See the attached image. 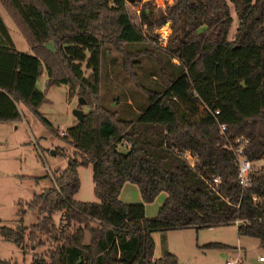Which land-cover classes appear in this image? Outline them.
Instances as JSON below:
<instances>
[{"label":"trees","instance_id":"trees-1","mask_svg":"<svg viewBox=\"0 0 264 264\" xmlns=\"http://www.w3.org/2000/svg\"><path fill=\"white\" fill-rule=\"evenodd\" d=\"M138 3L136 24L127 4ZM0 4L31 51L14 48L0 17V123L19 122L22 107L56 135L38 113L46 103V88H36L41 66L46 87L64 85L88 108L60 137L73 150L65 169L56 171L52 188L24 205L38 215L36 223L0 226L3 241L21 250L47 244L29 264H178L162 236L153 259L152 233L233 225L238 237L257 241L264 264V165L254 167L242 188L229 151L243 140L246 160L264 158V0H172L163 9L152 0ZM165 23L166 41L156 45L154 30ZM107 51L119 58L109 57L113 68L144 103L121 97L123 104L116 97L113 106L106 103L99 85ZM87 166L98 203L73 200L77 168ZM125 183L136 187L141 204L118 200ZM161 193L156 214L145 217L143 205ZM54 212H61L58 226ZM23 214L19 204V223Z\"/></svg>","mask_w":264,"mask_h":264},{"label":"rangeland","instance_id":"rangeland-1","mask_svg":"<svg viewBox=\"0 0 264 264\" xmlns=\"http://www.w3.org/2000/svg\"><path fill=\"white\" fill-rule=\"evenodd\" d=\"M172 0H152V5L156 9H163ZM136 5L127 4V11L132 21L137 24ZM230 15L233 11L230 7ZM0 17L6 26L10 39L17 51L31 53L29 46L17 30L13 21L0 4ZM233 20L227 38L230 39L235 28ZM156 45L163 46L169 33L168 23L155 28ZM51 48V43L47 44ZM116 56L115 53L107 51L105 62L107 67L101 71L100 94L105 96L106 103H111L115 97L119 99L118 104H123L120 97L135 106L136 103L144 100L140 95L131 90V85L124 80L118 69L109 59ZM117 61L119 58L116 56ZM115 62V61H114ZM105 66V65H104ZM84 76L88 71L82 66ZM107 75H106V74ZM43 66L40 67V76L36 81V88L45 90L46 103L38 108V113L46 120L55 131L43 126L40 121L29 111L20 107L22 118L16 123H0V226L15 228L17 225L29 227L36 223L38 215L34 211L26 210L25 203H28L33 196L53 187L52 177L56 171L65 169L68 158L72 155V148L60 139L75 121L71 113L74 109H79L86 113L88 108L85 104L79 103L75 95H67V88L64 85L52 84L47 86ZM134 94V95H132ZM83 101V100H82ZM118 105V106H119ZM110 106H113L110 105ZM119 147L118 151L124 153L126 149ZM262 162L253 163L254 167L264 165ZM79 188L73 197L76 202L98 203L93 195V185L91 182V168H77ZM165 195L159 194L151 204L143 205L144 215L151 218L156 214ZM118 200L128 205L141 204L138 191L135 186L125 183L118 195ZM19 204L24 210L20 223L16 213ZM54 226H58L61 219V212L51 214ZM166 251L175 256L178 264H224L228 258H237L240 264H262L257 261L261 255L257 241L249 238L238 237L233 225L210 227L204 229H177L166 231L163 234L157 232L153 236L156 243L155 254L160 256L159 251L163 241ZM88 242V235L85 233L83 243ZM208 243H219L228 246L230 249L218 251L200 250L197 247ZM24 250L19 249L10 242L0 238V259L8 260L12 264H29L33 254H43L47 244L43 248L26 245ZM234 248H240L238 256L233 253ZM170 251V252H169ZM157 257V258H158Z\"/></svg>","mask_w":264,"mask_h":264},{"label":"built area","instance_id":"built-area-1","mask_svg":"<svg viewBox=\"0 0 264 264\" xmlns=\"http://www.w3.org/2000/svg\"><path fill=\"white\" fill-rule=\"evenodd\" d=\"M219 131L221 133L223 131V127H220ZM63 134L64 133H61L60 135ZM235 143L236 145L230 147L229 151H231V153L236 156L237 181L238 185L243 188L247 187L248 185V175L254 169V165L242 156L243 148L246 144V141L236 140ZM262 161L263 160L259 161V163ZM213 182L215 183L216 180H213ZM258 261L262 262V257H259ZM224 264H240V262L237 258H228L224 261Z\"/></svg>","mask_w":264,"mask_h":264},{"label":"water","instance_id":"water-1","mask_svg":"<svg viewBox=\"0 0 264 264\" xmlns=\"http://www.w3.org/2000/svg\"><path fill=\"white\" fill-rule=\"evenodd\" d=\"M78 102L84 104V101H82L81 98L78 99ZM71 115L75 121L80 122L82 120L83 113L79 109H74Z\"/></svg>","mask_w":264,"mask_h":264},{"label":"crops","instance_id":"crops-1","mask_svg":"<svg viewBox=\"0 0 264 264\" xmlns=\"http://www.w3.org/2000/svg\"><path fill=\"white\" fill-rule=\"evenodd\" d=\"M155 234H157V233H152V234H151L152 240H153V242H154V250H153V255H152L153 259H157V257H158V254H157V257H156V254H155L156 243H155V240H154V238H153V236H154ZM239 249H240V248H234L233 253H235L236 256H238V253H239V252L241 253V250H239ZM167 251H168V250H167ZM169 252H170V251H169ZM259 257H261V255L257 257V261H258V258H259ZM258 262H260V261H258ZM261 263H262V262H261Z\"/></svg>","mask_w":264,"mask_h":264}]
</instances>
